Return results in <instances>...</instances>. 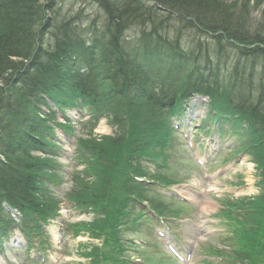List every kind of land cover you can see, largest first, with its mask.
Here are the masks:
<instances>
[{"label": "trees", "instance_id": "obj_1", "mask_svg": "<svg viewBox=\"0 0 264 264\" xmlns=\"http://www.w3.org/2000/svg\"><path fill=\"white\" fill-rule=\"evenodd\" d=\"M59 1L0 0V243L12 225L3 204L23 214L30 244L58 216L49 185L64 176L54 125L73 130L67 116V125L56 123L46 97L64 115L85 108L94 115L78 142L85 169L71 174L69 200L99 216L85 225L104 240L85 254L90 264H127L124 236H143L153 221L143 209L166 217L179 206L158 190L179 181L171 176L172 120L201 95L221 136L247 138L237 151L250 155L260 177L258 195L223 202L219 217L237 240L227 264H264V67L225 68L247 59L264 66V0H80L98 9L101 23L86 21L83 6L55 25L48 15ZM102 118L114 136H94Z\"/></svg>", "mask_w": 264, "mask_h": 264}, {"label": "rangeland", "instance_id": "obj_2", "mask_svg": "<svg viewBox=\"0 0 264 264\" xmlns=\"http://www.w3.org/2000/svg\"><path fill=\"white\" fill-rule=\"evenodd\" d=\"M233 1L235 0H226L227 3H232ZM81 5L86 6L85 13H83V17L87 19L86 21L89 23L93 21H97L98 24L101 23L97 18L98 9L90 6L88 2L83 3L80 0H61L57 9L58 18L61 19L64 16L73 15L81 9ZM254 8L252 7L251 16L255 20H260L259 13H262V10ZM262 8L264 9V4ZM253 22L254 20L252 24ZM259 27L252 26V30H260ZM194 37L193 35L192 38ZM13 60L15 64L20 61L17 58ZM206 103L203 98H194L190 105V111L185 118V122L188 125L194 122L197 126L198 124L203 125V129L199 132L195 128L196 125L193 127V125L187 126L186 123H182L187 135L192 134V141L188 143L182 137L177 136L174 149L169 151L172 154L171 162H173L171 166L173 175L171 176L181 182L179 185L172 187V196L177 195L191 205L184 207L186 211L182 215V221H179L170 232L164 228H159L172 241H174L172 234H176L181 239L180 243L174 241V244L179 252L185 255L187 260L193 255L188 264H197L199 261V264H201V253H209L214 248L229 250L231 247L233 240L231 231L219 225V220L213 219L214 215L222 209L221 203L223 200L255 196L259 193V188L256 186L259 176L257 168L251 163L252 158L246 153L239 155L235 153L233 148L239 146L236 137L227 135L221 138L219 143L218 135L216 134L218 124L209 119L212 116H208L206 119ZM69 115L74 119L75 124L84 122L91 117L88 110L82 114L69 112ZM57 120L63 122V116L58 114ZM115 131L116 129L108 126L106 121H102L97 127L95 134L112 136ZM56 139L59 142H63V152L59 156L60 161L67 164L69 168H73L78 164V161L73 157L75 149H77L76 145L74 146L72 141L68 142L63 131L58 128H56ZM64 181L68 183L65 186L68 190L71 182L68 181V177H65ZM61 196L63 198L64 194H61L60 198ZM173 206L171 208H174ZM63 207L64 215L57 225L54 224L49 228L50 234L53 236L55 232L61 235L63 238L62 245L61 247L58 246L53 239L55 236H50L49 240L56 251H48V254L51 255L49 261L51 264L86 263L88 261L83 259L78 254V251H81L79 250L80 244L91 241L89 237L73 238L69 228V224L77 223L84 218H81L80 214L76 213V210L70 204L63 205ZM92 217L89 216L87 221H90ZM63 228L66 232L69 228V231L64 233ZM149 235L151 236H148L145 240L155 239L156 232L152 231ZM169 240H156L159 248L168 256H170L168 253ZM98 242L94 243L98 244ZM155 251L156 249L152 247L144 251L140 248L138 252L152 256ZM26 256L27 253L25 251H9L6 255H2L0 252V264L1 261L5 262V264H33ZM50 263L48 262V264Z\"/></svg>", "mask_w": 264, "mask_h": 264}, {"label": "bare ground", "instance_id": "obj_3", "mask_svg": "<svg viewBox=\"0 0 264 264\" xmlns=\"http://www.w3.org/2000/svg\"><path fill=\"white\" fill-rule=\"evenodd\" d=\"M55 235H57L56 233H54ZM1 264H3V262H1Z\"/></svg>", "mask_w": 264, "mask_h": 264}]
</instances>
